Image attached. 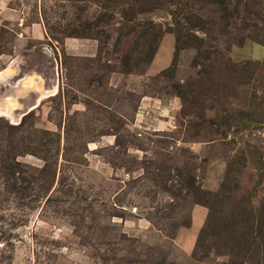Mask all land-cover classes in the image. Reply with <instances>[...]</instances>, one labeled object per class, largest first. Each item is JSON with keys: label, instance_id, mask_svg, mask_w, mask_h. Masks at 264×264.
Here are the masks:
<instances>
[{"label": "rangeland", "instance_id": "374dc122", "mask_svg": "<svg viewBox=\"0 0 264 264\" xmlns=\"http://www.w3.org/2000/svg\"><path fill=\"white\" fill-rule=\"evenodd\" d=\"M13 47L0 264H264V0H6Z\"/></svg>", "mask_w": 264, "mask_h": 264}, {"label": "crops", "instance_id": "0c3cea01", "mask_svg": "<svg viewBox=\"0 0 264 264\" xmlns=\"http://www.w3.org/2000/svg\"><path fill=\"white\" fill-rule=\"evenodd\" d=\"M5 1L6 0H0V3H5ZM36 20L37 21H32V23H34V25H30V26H24V28H23V30L25 29V28H29V27H39L40 26V23H42L43 24V22H42V20L40 21L39 19H37L36 18ZM36 30H38V28L36 29ZM17 35V37L15 38L16 40H19L20 42H18V43H20L21 45L24 43V39H26L27 38V36H24V33H23V31H21V32H19V33H17L16 34ZM36 38H41V37H36ZM71 39H75V38H66V40H65V42H64V45L68 48L69 47V44H70V42L71 41H69V40H71ZM17 51V49H15L14 47H13V49H12V52H11V54H9L10 55V58L7 60V62L3 65V67L0 69V90L3 88V87H7V86H10L9 88L10 89H13V92H11V95H12V97H13V99L15 100V97H18L19 95H18V91H16V86H14V85H11V82L9 81V79L10 78H13L15 75H16V72H17V66H16V63H19L18 62V58L17 57H15V56H17L18 55V53L16 52ZM2 55H3V53H2ZM1 55V56H2ZM7 56V55H6ZM20 64V63H19ZM24 80V78H20V79H18L16 82H15V85H19L20 86V88L19 89H22V85H23V81ZM12 86H14V87H12ZM55 84L53 85V87L52 88H55ZM60 86V85H59ZM58 86V87H59ZM9 96V95H8ZM8 96L7 97H5L2 101H0V105L2 104V102L4 101V100H6V98H8ZM144 98H150V97H148V96H145ZM160 100L158 99V102H159ZM153 102V104H154V106H157V107H159V105H158V103H156L157 102V98L155 99V102L154 101H152ZM171 103H173V101H171V102H169V103H167L166 101H165V104L166 105H169V104H171ZM3 105H1L0 106V113H8L7 112V109H6V107H2ZM4 108V109H3ZM16 107H13L12 109H10V110H8L9 111V113H15V111H16ZM2 111V112H1ZM162 121H164L165 123H167L169 120H162ZM167 124H169V123H167Z\"/></svg>", "mask_w": 264, "mask_h": 264}, {"label": "bare ground", "instance_id": "6f19581e", "mask_svg": "<svg viewBox=\"0 0 264 264\" xmlns=\"http://www.w3.org/2000/svg\"><path fill=\"white\" fill-rule=\"evenodd\" d=\"M51 68V67H50ZM53 69V68H52ZM2 70V69H1ZM52 80V79H51ZM24 81V80H23ZM29 88V87H28ZM39 89V88H38ZM11 90V89H10ZM53 91V90H52ZM9 96H8V98H6V100H4L3 102H2V104L1 105H3L4 107H6V109L8 108V106H9ZM15 104V103H14ZM0 105V106H1ZM2 106V107H3ZM15 106H16V104H15ZM10 108H12V107H10ZM1 109V108H0ZM4 109V108H3ZM8 110H10L9 108L7 109V112L8 113H3L2 111V113H0V115L1 116H4V117H9V111ZM20 116V115H19ZM8 119V118H7ZM11 119V118H10ZM18 122V121H17ZM11 123H12V121H11ZM14 125H16V124H14Z\"/></svg>", "mask_w": 264, "mask_h": 264}]
</instances>
